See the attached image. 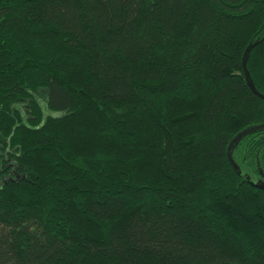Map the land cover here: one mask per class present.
Returning <instances> with one entry per match:
<instances>
[{
    "label": "trees",
    "instance_id": "1",
    "mask_svg": "<svg viewBox=\"0 0 264 264\" xmlns=\"http://www.w3.org/2000/svg\"><path fill=\"white\" fill-rule=\"evenodd\" d=\"M256 41L264 94V0H0V264H264Z\"/></svg>",
    "mask_w": 264,
    "mask_h": 264
},
{
    "label": "flooded vegetation",
    "instance_id": "2",
    "mask_svg": "<svg viewBox=\"0 0 264 264\" xmlns=\"http://www.w3.org/2000/svg\"><path fill=\"white\" fill-rule=\"evenodd\" d=\"M262 135L264 138V131L261 132H257L254 134H251L249 136H247L246 138L250 137V136H258V135ZM242 139L240 143L244 142V140L246 139ZM257 140H251L250 141V145L251 148H254V145L257 146ZM240 143L238 144L237 148L234 151L233 157L234 160L236 161V163L239 165L240 170H241V175L238 176H243L245 178V181L248 182V184H250L251 186L255 187L254 185L259 184V183H264V161H262L261 155L263 157L264 160V141L261 145V147L259 149L256 148L253 149V151L251 152L250 150H248L247 148H243V152L241 153L239 151V147H240ZM252 153L255 154V162L254 159H252V163H249V161L246 164H243L241 159L240 161L237 160L240 156L244 159H247L249 155H251ZM253 157V156H251ZM259 189V188H257ZM261 191L264 192V190L259 189Z\"/></svg>",
    "mask_w": 264,
    "mask_h": 264
},
{
    "label": "water",
    "instance_id": "3",
    "mask_svg": "<svg viewBox=\"0 0 264 264\" xmlns=\"http://www.w3.org/2000/svg\"><path fill=\"white\" fill-rule=\"evenodd\" d=\"M259 41H256L254 43L249 44V46L246 48L245 52H244V56H243V69H244V73H245V77H246V81L248 86L250 87V89L252 90V92L260 97L261 99L264 100V94L260 93L253 81V78L251 76V73L248 69V60H249V56L252 52V50L259 45ZM264 131V123L260 124V125H255V126H250L246 129H244L243 131L239 132L229 143L228 148H227V154H228V159L229 162L232 166V168L234 169V171L238 174L241 175V170L239 165L236 163V161L234 160L233 154L235 149L237 148L238 144L241 142L242 139L246 138L247 136L257 133V132H261ZM255 187L264 190V183H259L254 185Z\"/></svg>",
    "mask_w": 264,
    "mask_h": 264
},
{
    "label": "rangeland",
    "instance_id": "4",
    "mask_svg": "<svg viewBox=\"0 0 264 264\" xmlns=\"http://www.w3.org/2000/svg\"><path fill=\"white\" fill-rule=\"evenodd\" d=\"M17 178H14V180H16Z\"/></svg>",
    "mask_w": 264,
    "mask_h": 264
}]
</instances>
